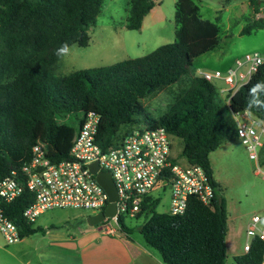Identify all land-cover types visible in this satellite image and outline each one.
I'll list each match as a JSON object with an SVG mask.
<instances>
[{"label": "trees", "instance_id": "trees-1", "mask_svg": "<svg viewBox=\"0 0 264 264\" xmlns=\"http://www.w3.org/2000/svg\"><path fill=\"white\" fill-rule=\"evenodd\" d=\"M104 2L0 0V181L20 173L38 142L49 145L54 160L67 157L71 145L62 136L61 122L71 116L78 121L82 110L101 113L98 141L104 149L119 144L134 125L162 127L183 140L184 165L207 170L216 196L212 205L191 197L186 211L179 215L156 212L159 201L148 200L138 215L146 218L140 232L166 264H227L229 212L222 186L214 177L211 153L238 137L231 113L247 107L249 89L264 81V64L227 103L220 90L194 67L197 57L218 46L219 26L203 18L194 0H177L174 42L109 66L57 75L61 60L56 49L65 42L87 46L88 30L97 23ZM154 7L155 0H131L127 27L140 29ZM254 10L259 12L257 7ZM260 28H264V18L249 23L242 33ZM185 79L187 89L155 118L142 99ZM251 112L264 120V109ZM173 160L180 163L175 156ZM33 202L34 193L26 189L5 204L21 238L45 231L23 216ZM121 223L126 231L125 219ZM263 260L264 242L258 238L248 252L234 256L235 264H262Z\"/></svg>", "mask_w": 264, "mask_h": 264}, {"label": "built area", "instance_id": "built-area-1", "mask_svg": "<svg viewBox=\"0 0 264 264\" xmlns=\"http://www.w3.org/2000/svg\"><path fill=\"white\" fill-rule=\"evenodd\" d=\"M261 61L264 55L259 52L247 53L226 71L198 69L197 74L209 81L223 80L227 86L220 92L229 103L264 64ZM80 114L78 132L67 157L54 160L49 156V145L38 142L20 173L13 172L0 181V232L7 244L19 241L21 236L19 226L7 215L5 204L15 201L26 189L34 193V202L23 213L28 222H36L45 211L57 208L88 210L92 211L90 215L104 212L113 201L100 184L98 174L92 171L96 162L99 171L111 174L118 192L115 214L106 216L98 225L106 234L116 235L122 230V218H138L148 200L159 201L153 194L159 188L170 187L172 215L183 214L191 197L206 205L213 204L216 189L209 173L200 165L175 162L173 139L164 128L135 126L119 144L104 149L98 141L101 113L88 109ZM237 114L236 126L238 121L242 126L254 127L255 135L247 144L242 143L255 162L256 174L264 180V120L244 110ZM237 134L240 138L238 131ZM246 234L244 249L247 246L250 250L254 240L264 234V207L263 214L252 216Z\"/></svg>", "mask_w": 264, "mask_h": 264}, {"label": "rangeland", "instance_id": "rangeland-1", "mask_svg": "<svg viewBox=\"0 0 264 264\" xmlns=\"http://www.w3.org/2000/svg\"><path fill=\"white\" fill-rule=\"evenodd\" d=\"M130 1L105 0L97 23L88 30L89 44L87 46L73 44V54L59 62L55 73L64 76L81 69L109 66L128 58L147 55L156 48L175 41L177 0H155L154 9L145 17L142 27L138 30L127 27ZM194 2L199 5L203 18L216 22L220 29L218 46L194 60L196 71L198 69L226 71L229 67L235 66L236 60L244 58L247 53L259 52L264 55V28L248 34L242 33V29L249 23L257 18H264V0H194ZM255 7L263 17L255 12ZM211 82L219 90L227 86L221 79H213ZM188 85L189 81L185 79L142 99V102L151 114L158 118L168 110ZM223 98L227 100L225 95ZM61 125L64 130L62 136H67L68 146H72L78 132L79 120L77 121L75 116L66 117ZM172 139V154L184 164L181 156L183 140L178 137ZM211 162L214 177L222 186V195L229 212L226 262L235 264L234 256L244 251V245L248 240L246 230L252 216L263 214L264 180L256 174L255 162L250 158L246 146L239 137L222 144L211 153ZM153 194L160 199L155 211L169 212L170 187L159 188ZM91 213L92 211L83 209L57 208L45 211L35 224L42 227L51 224L62 234L67 235L73 231L78 232L81 227L90 226L87 217ZM145 219L126 217V227L135 236H140L139 227ZM41 236L38 234L35 237ZM1 242L6 243L0 232Z\"/></svg>", "mask_w": 264, "mask_h": 264}, {"label": "crops", "instance_id": "crops-1", "mask_svg": "<svg viewBox=\"0 0 264 264\" xmlns=\"http://www.w3.org/2000/svg\"><path fill=\"white\" fill-rule=\"evenodd\" d=\"M43 228L44 232L26 236L14 244L1 242L0 264H166L141 232L135 236L127 229L109 235L100 226L90 225L65 235L51 224ZM38 234L42 236L35 237ZM245 253L244 250L238 255Z\"/></svg>", "mask_w": 264, "mask_h": 264}, {"label": "clouds", "instance_id": "clouds-1", "mask_svg": "<svg viewBox=\"0 0 264 264\" xmlns=\"http://www.w3.org/2000/svg\"><path fill=\"white\" fill-rule=\"evenodd\" d=\"M74 46L65 42L58 49H56L55 55L59 60H64L67 57H70L73 54ZM264 63V61H261ZM249 99L247 102V107L244 109L245 113H250L253 108L256 109H264V81H258L249 89ZM237 113H231L232 118L235 120ZM237 131L239 132V136L244 144H247L250 138L255 135L254 127H245L239 124L237 121ZM261 239H264V234L261 235ZM245 252L249 251V248L245 246Z\"/></svg>", "mask_w": 264, "mask_h": 264}, {"label": "water", "instance_id": "water-1", "mask_svg": "<svg viewBox=\"0 0 264 264\" xmlns=\"http://www.w3.org/2000/svg\"><path fill=\"white\" fill-rule=\"evenodd\" d=\"M92 171L98 174V180L100 184L105 188L110 196V200L113 201L104 212H100L95 215H89L87 221L90 225H99L106 216L114 215L116 212V205L114 201L118 197L116 185L109 172L99 171V163L96 162L92 166Z\"/></svg>", "mask_w": 264, "mask_h": 264}]
</instances>
